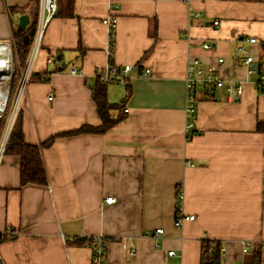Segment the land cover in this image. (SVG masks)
Wrapping results in <instances>:
<instances>
[{
    "label": "crops",
    "instance_id": "crops-1",
    "mask_svg": "<svg viewBox=\"0 0 264 264\" xmlns=\"http://www.w3.org/2000/svg\"><path fill=\"white\" fill-rule=\"evenodd\" d=\"M38 6L0 0V42L13 40L22 14V30L34 29V38ZM71 8L46 23L32 69L48 78L28 81L10 117L24 142L98 126L97 68H141L127 83L125 118L103 133L58 136L41 147L45 184L20 183V158L2 153V137L0 233H16L0 238L1 263L90 264V247L77 242L101 235L105 264H200L206 240L220 243L219 264H264V91L255 84L264 68V0H73ZM108 16L115 17L110 54ZM238 46L253 57V73ZM192 57L212 64L222 57L220 75L240 81L242 94L230 101L221 88L200 97L186 132L184 76ZM142 67L150 73L141 76ZM126 85L106 84L108 103L124 99ZM178 189L179 212L194 218L175 227ZM108 196L115 202H104Z\"/></svg>",
    "mask_w": 264,
    "mask_h": 264
},
{
    "label": "built area",
    "instance_id": "built-area-1",
    "mask_svg": "<svg viewBox=\"0 0 264 264\" xmlns=\"http://www.w3.org/2000/svg\"><path fill=\"white\" fill-rule=\"evenodd\" d=\"M39 13L37 17V26L35 29V35H34V43L30 51V55L28 56L26 63L23 66V71L20 74V77L18 79V87L15 92L14 97V104L12 106V109L10 111V117L12 116L13 112L15 111L16 107L18 106L21 97L24 93L25 87L27 86L28 81L30 80L33 69L32 64L35 59V53L37 51V47L40 42V36L43 32L44 27L46 26V23L51 19L52 16H54L57 12V0H39ZM193 16L199 17L200 13H194ZM102 22H104L109 27V38H108V52L109 54L111 52V33L112 29L115 25V17L108 16L105 17ZM219 21L217 19H214L213 25H217ZM249 42H254L255 38L250 37L248 38ZM2 43H6L3 42ZM201 47L203 49H209L211 45L206 42H201ZM237 52L241 53L243 56V65L245 67V71L248 74H251L255 71V64L253 61V57L249 54V51L241 46L237 47ZM223 62L222 57H217L215 60L216 64L212 63H204L202 60H200L198 57H192L187 59L186 61V73L184 76L185 79V85H184V94H185V102H184V109H185V115H186V126L185 130L186 132L191 131L194 123L193 118L196 111V104L200 97H206L207 99H211L215 92L218 89H224L225 98L227 100L232 101L233 99H238L241 92V82L240 81H225L224 78L220 75V65ZM141 68L139 64L134 63H127L122 66H117L112 64H107L106 66L97 68L95 71V77L102 83L105 84H113L118 83L121 85H126L130 79L134 78L138 70ZM71 73H79L80 71L77 68L72 67ZM150 73V69L148 67H142L141 70V76L147 75ZM10 75V73H9ZM257 80L255 81L256 87L261 91H264V68H262L258 75ZM9 80V78H8ZM49 100L52 99L51 95L48 96ZM6 99V97H5ZM5 102L3 103L2 110L5 106ZM0 110V111H2ZM8 119L7 123L10 125L12 118ZM7 125V124H6ZM177 198V208L179 209V201L181 200V190L178 189L176 193ZM103 201L106 203H114V198L108 196L104 197ZM194 216H186L183 215L179 210L176 212V217L174 220V226H179L182 221L184 220H191ZM162 229L158 228L154 231V236H158L162 234ZM15 231L11 228L7 227L0 233V238L2 239H12L15 235ZM121 248L123 250L128 251L129 254H132L133 251L128 249L127 244L120 243ZM91 249V256H90V264H105V245H104V238L101 235H93L91 237H88L86 244ZM222 250V248H221ZM248 250V245L246 242H242L241 252L244 253ZM167 255L170 257H175V252L173 250H168ZM0 264L1 260H0ZM240 264V263H237Z\"/></svg>",
    "mask_w": 264,
    "mask_h": 264
},
{
    "label": "trees",
    "instance_id": "trees-1",
    "mask_svg": "<svg viewBox=\"0 0 264 264\" xmlns=\"http://www.w3.org/2000/svg\"><path fill=\"white\" fill-rule=\"evenodd\" d=\"M72 2L73 0H57V15L69 16L72 14ZM64 4V6H62ZM33 33L34 29L31 30H15L12 34L13 40L16 44V52L19 59V64L23 66L26 61L27 56L29 55V49L33 43ZM112 34V33H111ZM49 72L46 71L42 74L36 75L32 74L30 80L37 78L45 80L48 78ZM14 84L16 83V78L13 79ZM97 85L93 90L92 97L96 104V111L100 118V124L98 126H91L84 124L77 129H73L66 132L56 133L55 135L50 136L45 141L41 142L40 145H32L23 141L22 129L20 128V122L14 121L10 126V131L7 135V138L4 142V147L2 149L3 154L7 155H17L20 158V183L21 184H45L47 181L46 172L44 170L43 159L41 158V147L48 146L52 141L58 136H70L84 133L99 134L107 131L111 128L116 122L125 118L127 115L126 111H123V107L130 93V88L128 84L126 85L127 91L125 98L122 99L119 103H108L105 96L106 84L97 80ZM6 109L0 120V130H5V124L7 119ZM262 129L261 124H258V129ZM191 133L188 134V137ZM264 151V147H263ZM264 159V154H263ZM177 206V205H176ZM178 210V208H177ZM176 210V212H177ZM85 240L78 241L77 243L86 244ZM105 242V239H104ZM221 259L220 256V243L218 241L206 240L202 243V252H201V263L200 264H219Z\"/></svg>",
    "mask_w": 264,
    "mask_h": 264
},
{
    "label": "rangeland",
    "instance_id": "rangeland-1",
    "mask_svg": "<svg viewBox=\"0 0 264 264\" xmlns=\"http://www.w3.org/2000/svg\"><path fill=\"white\" fill-rule=\"evenodd\" d=\"M34 38H33V43H34ZM10 45V53L12 55V59H11V65L9 67V70H10V75H9V80H7L6 82L0 84V87L3 91H5V94H6V102H5V106L3 108L2 111H0V120L2 118V115L4 113V111L6 109H8L7 111V119H6V123L8 121V118L10 117V111L12 109V106L15 102L14 100V97H15V92H16V89L18 87V79L20 77V74L21 72L23 71V66H21L19 64V59H18V55H17V52H16V44H15V40H11L9 42ZM33 46V45H32ZM32 48V47H31ZM36 57V56H35ZM16 78V83L14 84V81L13 79ZM5 127H6V124H5ZM4 127V128H5ZM6 130V129H5ZM5 130H0V142L2 140V137L4 135V132ZM7 138V137H6ZM6 140V139H5ZM5 142V141H4ZM5 145V144H4Z\"/></svg>",
    "mask_w": 264,
    "mask_h": 264
},
{
    "label": "bare ground",
    "instance_id": "bare-ground-1",
    "mask_svg": "<svg viewBox=\"0 0 264 264\" xmlns=\"http://www.w3.org/2000/svg\"><path fill=\"white\" fill-rule=\"evenodd\" d=\"M12 55L10 53V45L9 43L0 42V84L6 82L9 78V67L11 65ZM6 94L0 87V110H2L3 103Z\"/></svg>",
    "mask_w": 264,
    "mask_h": 264
},
{
    "label": "water",
    "instance_id": "water-1",
    "mask_svg": "<svg viewBox=\"0 0 264 264\" xmlns=\"http://www.w3.org/2000/svg\"><path fill=\"white\" fill-rule=\"evenodd\" d=\"M28 22V17L25 15V14H22L19 18H18V22H17V25H18V28L20 29V30H22V29H24L25 28V26H26V23ZM9 127H10V125L7 123V125H6V130H5V132H4V136H3V139L5 140V138H6V136H7V134H8V132H9Z\"/></svg>",
    "mask_w": 264,
    "mask_h": 264
}]
</instances>
